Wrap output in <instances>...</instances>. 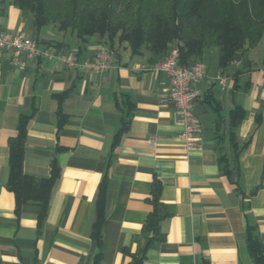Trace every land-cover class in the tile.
<instances>
[{
	"label": "crops",
	"instance_id": "0c3cea01",
	"mask_svg": "<svg viewBox=\"0 0 264 264\" xmlns=\"http://www.w3.org/2000/svg\"><path fill=\"white\" fill-rule=\"evenodd\" d=\"M0 14L3 31L34 38L48 52L38 59L22 55L21 68L0 50V264H133L146 248L156 184L168 215L159 234L149 235L144 264H255L246 226L257 227L264 245V40L235 54L225 69L216 50L205 53L194 103L203 133L189 149L180 138L184 126L169 97V76L154 69V54L134 55L127 43L116 44L104 72L70 68L56 62L53 50L75 51L83 61L105 40L81 42L75 31L55 25L36 31L11 0H0ZM210 93L224 116L234 106L246 112L230 174L220 162L223 154L233 160L228 121L219 142ZM128 108L131 121L120 132ZM22 117H29L24 172L43 179L54 161L60 168L43 219L40 202L17 209L8 187L10 143ZM105 179L99 243L94 229Z\"/></svg>",
	"mask_w": 264,
	"mask_h": 264
},
{
	"label": "trees",
	"instance_id": "16d2710c",
	"mask_svg": "<svg viewBox=\"0 0 264 264\" xmlns=\"http://www.w3.org/2000/svg\"><path fill=\"white\" fill-rule=\"evenodd\" d=\"M23 15L32 17L34 28L55 25L59 31L73 30L78 40L84 42L91 36L105 40L112 49L116 44L127 43L132 54L144 51L154 54L153 62L165 59L172 47L179 49V63L190 65L203 61L209 48L218 52V66L227 68L235 54L244 52L264 40V0H11ZM206 101L217 113V139L222 142L226 133L223 123L228 121V136L233 160L227 154L220 158L223 170L230 174L236 166L240 145L236 128L246 112L241 106L229 109L223 115V107L213 94ZM122 131L131 121L128 108ZM227 119H226V118ZM29 117H22L19 133L10 143V172L8 187L14 192L17 209L30 201L42 205L41 219L48 209L53 190L60 177L56 161L52 163L51 175L38 179L24 172V143ZM119 132V135H120ZM246 145V144H245ZM244 145V146H245ZM106 179L99 190L98 218L94 236L101 243L100 227L103 222V208ZM154 211L147 218L144 232L146 248L152 241L150 234H159L160 223L168 215L160 201V187L153 192ZM246 243L255 264H264V245L257 227L246 226ZM145 248V249H146ZM135 256L133 264H144V251Z\"/></svg>",
	"mask_w": 264,
	"mask_h": 264
},
{
	"label": "built area",
	"instance_id": "2783aa9c",
	"mask_svg": "<svg viewBox=\"0 0 264 264\" xmlns=\"http://www.w3.org/2000/svg\"><path fill=\"white\" fill-rule=\"evenodd\" d=\"M1 23V14H0ZM0 50L8 51L11 54L15 65L24 68L25 55L27 59H38L48 54L47 50L40 47L39 41L23 34L3 31L0 24ZM115 50L107 44L99 45L93 56L83 61L78 59L75 51L52 52L56 62H65L68 67L74 69H87L97 72H104L110 66V61ZM155 70L166 73L170 80L169 97L174 103L179 120L183 123V130L180 134L181 140L189 149L194 148L200 141L203 126L199 115L194 109L195 101L200 97L199 84L206 74L207 65L204 61H196L190 65L179 63V49L174 46L165 59L154 65ZM223 84L226 78L221 80ZM155 143V139H152Z\"/></svg>",
	"mask_w": 264,
	"mask_h": 264
},
{
	"label": "rangeland",
	"instance_id": "374dc122",
	"mask_svg": "<svg viewBox=\"0 0 264 264\" xmlns=\"http://www.w3.org/2000/svg\"><path fill=\"white\" fill-rule=\"evenodd\" d=\"M212 50H216L217 51V48H215V47L209 48L207 52L212 51Z\"/></svg>",
	"mask_w": 264,
	"mask_h": 264
}]
</instances>
